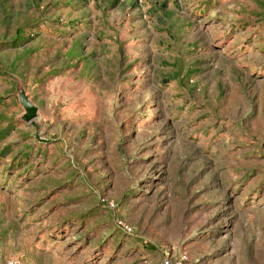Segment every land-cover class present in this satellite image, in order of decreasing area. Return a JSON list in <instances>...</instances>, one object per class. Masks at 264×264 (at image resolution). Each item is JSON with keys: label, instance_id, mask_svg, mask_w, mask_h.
<instances>
[{"label": "rangeland", "instance_id": "374dc122", "mask_svg": "<svg viewBox=\"0 0 264 264\" xmlns=\"http://www.w3.org/2000/svg\"><path fill=\"white\" fill-rule=\"evenodd\" d=\"M0 253L264 264V0H0Z\"/></svg>", "mask_w": 264, "mask_h": 264}, {"label": "water", "instance_id": "95a60500", "mask_svg": "<svg viewBox=\"0 0 264 264\" xmlns=\"http://www.w3.org/2000/svg\"><path fill=\"white\" fill-rule=\"evenodd\" d=\"M20 103L21 106L24 109V115L22 117V119L24 121H28L30 119H32L35 116V107L32 106L25 97H21L20 98Z\"/></svg>", "mask_w": 264, "mask_h": 264}, {"label": "built area", "instance_id": "2783aa9c", "mask_svg": "<svg viewBox=\"0 0 264 264\" xmlns=\"http://www.w3.org/2000/svg\"><path fill=\"white\" fill-rule=\"evenodd\" d=\"M0 264H16V263L11 258L7 259V260H3L2 257H1V253H0Z\"/></svg>", "mask_w": 264, "mask_h": 264}]
</instances>
